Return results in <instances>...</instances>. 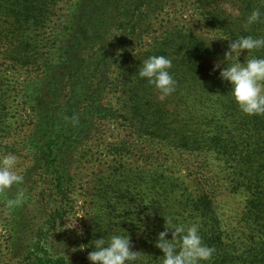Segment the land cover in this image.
<instances>
[{
  "label": "trees",
  "instance_id": "16d2710c",
  "mask_svg": "<svg viewBox=\"0 0 264 264\" xmlns=\"http://www.w3.org/2000/svg\"><path fill=\"white\" fill-rule=\"evenodd\" d=\"M57 1L0 0V148H8L3 142L13 137L12 129L3 127L16 95L6 76L8 68L32 66L37 72L33 79L43 81L51 65L38 49L51 40L58 43L65 32L71 38L61 39L65 42L58 49L66 52L53 72L80 57L75 43H82L84 32L74 31L69 13L57 12ZM184 1L187 9L180 6L152 42L141 43L137 54L108 51L105 59H114L116 70L105 72V59L92 53L68 73L66 93L54 97L49 91L59 109L47 113L43 143H30L46 159L55 192L48 197L43 242L28 251L27 264H90L88 254L97 234L106 231L99 223L101 215H107L116 234L129 236L131 250L140 252L135 264H161L163 253L155 245L165 220L185 228L199 224L203 242L215 249L207 264H264V115L243 114L230 85L220 78V71L236 62L235 56L225 59L229 40L264 37V0ZM257 9L260 20L247 25V17ZM130 25L136 32L143 30V24ZM160 55L171 59L176 81L175 92L163 98L138 75L144 60ZM246 56L244 50L238 62L244 63ZM252 56L264 58V49L248 58ZM81 79L83 85L75 91ZM102 121L114 122L117 135L106 146L102 143L97 151L102 165L81 185L92 215L83 218L77 250L70 256L58 247L63 245H57L58 237L68 230L67 219L80 201L73 195L79 187L76 168L91 159L87 147L76 143L82 139L85 144L86 132L97 143ZM22 142L26 146V139ZM73 158L77 163L69 162ZM237 195L243 202L235 206L231 199ZM172 231L166 238L171 239ZM76 253L79 260L74 262Z\"/></svg>",
  "mask_w": 264,
  "mask_h": 264
},
{
  "label": "rangeland",
  "instance_id": "374dc122",
  "mask_svg": "<svg viewBox=\"0 0 264 264\" xmlns=\"http://www.w3.org/2000/svg\"><path fill=\"white\" fill-rule=\"evenodd\" d=\"M180 6L187 9L184 0H58L57 12L69 13L70 19L74 17L73 25L76 29L74 31H79L78 34L84 32L82 43L79 41L75 43L78 52L76 56L80 55V57L74 58L70 62L67 61L61 65V68L53 72V67L61 62V56L66 52V49L58 48L71 38L65 32L61 38L59 37L58 43L51 40L46 48L42 46L38 49L40 58H48V64L51 65L46 67L49 73L43 81L38 82L33 79L37 72L32 66H26V69L8 68L6 76L9 77L10 88L16 95L12 96L8 105L10 109L8 122L3 123V127L7 125L12 129L13 137L3 142V145L7 143L8 148H0V158L9 153L15 154L18 158V170L23 175L24 181L19 185H14L7 192L0 193V264H20L22 262L27 264L28 251L38 245V241L41 244L43 242L44 232L47 228L45 222L51 206L48 197L55 191L51 184L52 176L48 170L49 166L46 165V159L42 160L43 156L38 155L40 153L37 152V145L33 146L30 140L34 139L38 145L43 143L44 130L42 126L46 122L47 113L57 112L59 109L56 108L59 103L56 100V102L52 101L54 99L51 98V93L54 97L66 93L63 92V86L68 79V73L82 65L87 55L93 53V56H99L103 60L108 51L113 52V55H118L124 50L134 55L137 54L141 49V43L152 42L154 36L162 31L160 25H165L168 18L177 14ZM144 10L145 13H143ZM187 12L188 10L185 11V13ZM131 23L143 24L142 32L133 30ZM41 38H43L42 45H44L46 43L45 35ZM68 49L74 56L73 49L71 47ZM97 49L99 51L95 54ZM114 61L110 58L103 61L101 65L105 72L116 70L114 65L117 63ZM76 84L78 85L75 86V91H79L83 85L82 79ZM112 97L111 103L116 106V96L112 95ZM183 99L184 96L181 100L183 101ZM100 123L99 132L95 135L100 139L97 143L96 140L91 139V132H88V136L87 132L84 133L85 144L82 139L76 143L77 147H87L85 153L91 159L88 161L83 159L80 166L76 168L79 187L73 195L80 201L76 205V211H72L70 218L67 219L68 230L61 231L63 232L62 237H58L57 245L63 244L58 247L66 248L70 256L71 251L77 250L76 245L80 241L84 224L83 218L87 213L88 218L92 215V210L87 211L85 208V204H90V200L86 199L89 203L83 202L85 198L81 185L89 183L93 173L100 169L102 156L97 151L102 143H104L103 146H106L107 141L113 140V137L117 135L114 122L102 121ZM88 126H90V122ZM23 139H26V146L22 142ZM73 155L76 157L75 152ZM69 162L77 163V160L73 158ZM18 193H23V203L14 209H9L6 206V201L15 198ZM51 198L55 197L51 196ZM231 201L236 202L235 206H238L243 202V197L237 195ZM78 205H80L79 209H77ZM136 221L139 223V220ZM99 223L106 231H99L98 239L107 240L117 233L108 224L107 215L106 217L99 216ZM42 230L44 232L41 235ZM80 250L83 251V248ZM72 259L74 262L79 260L77 253L72 254Z\"/></svg>",
  "mask_w": 264,
  "mask_h": 264
},
{
  "label": "clouds",
  "instance_id": "9594fccd",
  "mask_svg": "<svg viewBox=\"0 0 264 264\" xmlns=\"http://www.w3.org/2000/svg\"><path fill=\"white\" fill-rule=\"evenodd\" d=\"M260 18L261 12L253 10L246 23L255 24ZM229 41L231 43L229 51L224 54L225 59L235 56L236 62L224 67L220 71V78L230 85L231 95L243 114L264 115V58H248L253 51L264 49V37L245 36ZM244 50H247V56L245 62L240 63L237 58ZM171 68V59L163 55L150 56L143 61L138 75L153 85L163 98L176 90ZM23 181L24 177L18 170L17 156L9 153L0 158V193L7 192ZM23 199V193H18L15 198L6 201V206L14 209L23 203ZM165 221V230L159 233L155 245L163 253L161 264H207L212 260L215 249L203 242L199 224L185 228L183 225H173L170 220ZM171 229L174 231L171 239H168L166 237ZM131 248L128 235L114 234L107 240H95L94 250L89 252L88 260L90 264H135L140 258V252L132 251Z\"/></svg>",
  "mask_w": 264,
  "mask_h": 264
}]
</instances>
